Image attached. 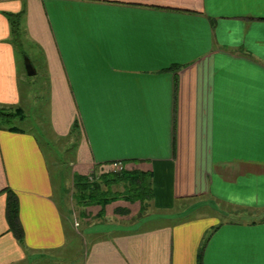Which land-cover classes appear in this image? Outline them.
Wrapping results in <instances>:
<instances>
[{
  "label": "crops",
  "instance_id": "obj_1",
  "mask_svg": "<svg viewBox=\"0 0 264 264\" xmlns=\"http://www.w3.org/2000/svg\"><path fill=\"white\" fill-rule=\"evenodd\" d=\"M20 12L50 98L36 126L73 157L57 187L37 134L0 122V264H264V0H0V108L23 120ZM115 163L152 172L146 215H74V173Z\"/></svg>",
  "mask_w": 264,
  "mask_h": 264
},
{
  "label": "trees",
  "instance_id": "obj_2",
  "mask_svg": "<svg viewBox=\"0 0 264 264\" xmlns=\"http://www.w3.org/2000/svg\"><path fill=\"white\" fill-rule=\"evenodd\" d=\"M8 17L12 24L13 40L17 46L22 43V33H24L21 27L23 12L8 14ZM18 111H21V109L15 112L6 108H0V117L15 119L19 115ZM78 125L79 123L76 119L72 126V132L77 130ZM8 127L11 130H20L19 127L14 125ZM152 178V172L150 171L139 169L128 170L125 168L121 170L110 169L101 172L94 170L89 174L74 173L71 195L75 201V205L83 210L80 212L81 215L82 213L86 214L85 209L89 205H101L102 210L99 215L103 216L105 206L115 200L124 199L131 201V203L140 201V211L134 217L137 220L146 215L151 207V200L154 197ZM116 186H120L121 188L115 189ZM7 192V214L10 227L17 238L22 241L24 232L19 219L18 197L10 188H7ZM118 211L123 214H129L130 209L122 208L118 209Z\"/></svg>",
  "mask_w": 264,
  "mask_h": 264
},
{
  "label": "rangeland",
  "instance_id": "obj_3",
  "mask_svg": "<svg viewBox=\"0 0 264 264\" xmlns=\"http://www.w3.org/2000/svg\"><path fill=\"white\" fill-rule=\"evenodd\" d=\"M17 55L20 59V64L25 66V57H32L35 61L36 67L39 71L38 74L35 75H27V81L24 82L23 88L29 92L27 96V102L23 105V114L26 116L25 119H8L0 117V122H3L6 126H18L27 129H31L34 131L38 138L40 139L50 164V168L52 171L54 183L57 187L59 185H63L67 180V175L70 172V159L73 157V149H64L63 145L58 144L56 141L51 139L46 133L43 132L45 127L47 128L48 121V113H49V95L46 85V78L41 75V67H42V56L43 51L36 43L31 40L26 39V34L22 33V43L17 45ZM40 58V60H39ZM17 112V110H15ZM22 114V115H23ZM41 124L42 129L38 128L36 125ZM47 130V129H46ZM45 130V131H46ZM70 147V146H67ZM61 171H60V167ZM120 186H116L115 189H120ZM71 187H68L66 190V202L67 206H69L70 210L74 212V215H77V206L75 205V201L71 195ZM59 192V191H58ZM228 209H233L232 207H227ZM232 219H239L243 217V215L230 216ZM75 216H73V220ZM139 220V219H138ZM83 228V227H81Z\"/></svg>",
  "mask_w": 264,
  "mask_h": 264
},
{
  "label": "water",
  "instance_id": "obj_4",
  "mask_svg": "<svg viewBox=\"0 0 264 264\" xmlns=\"http://www.w3.org/2000/svg\"><path fill=\"white\" fill-rule=\"evenodd\" d=\"M25 68L27 70L28 75H35L37 73L35 66L33 65L31 59L28 56L25 57Z\"/></svg>",
  "mask_w": 264,
  "mask_h": 264
},
{
  "label": "built area",
  "instance_id": "obj_5",
  "mask_svg": "<svg viewBox=\"0 0 264 264\" xmlns=\"http://www.w3.org/2000/svg\"><path fill=\"white\" fill-rule=\"evenodd\" d=\"M113 169L121 170V169H123V165H121L120 163H115Z\"/></svg>",
  "mask_w": 264,
  "mask_h": 264
}]
</instances>
